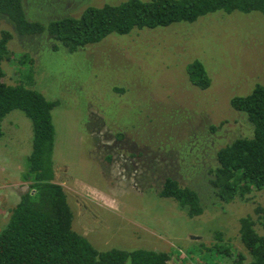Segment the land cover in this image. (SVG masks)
<instances>
[{"label": "rangeland", "instance_id": "374dc122", "mask_svg": "<svg viewBox=\"0 0 264 264\" xmlns=\"http://www.w3.org/2000/svg\"><path fill=\"white\" fill-rule=\"evenodd\" d=\"M124 1L22 0L28 19L41 22ZM2 29L15 34L0 15ZM52 44L44 36L15 34L1 67L5 84H25L59 101L51 113L54 182L66 195L73 231L100 251L154 250L165 253L168 264H235L239 255L249 264L239 221L264 206V191L225 203L208 171L218 149L252 135L230 100L264 86V16L216 12L192 24L112 34L73 54ZM194 61L210 80L204 90L187 75ZM31 125L19 110L2 122L0 232L28 190L23 176ZM166 177L198 193L200 215L158 196ZM214 245L232 256L208 252Z\"/></svg>", "mask_w": 264, "mask_h": 264}, {"label": "trees", "instance_id": "16d2710c", "mask_svg": "<svg viewBox=\"0 0 264 264\" xmlns=\"http://www.w3.org/2000/svg\"><path fill=\"white\" fill-rule=\"evenodd\" d=\"M216 12H258L264 16V0H126L117 5L90 6L78 18L49 22L29 20L22 0H0V15L10 22L16 35L44 36L52 41L54 51L63 48L69 54L100 43L112 34L124 36L136 30L192 24ZM15 34L9 29L0 30V138L5 117L19 110L31 121L32 146L23 176L29 182L28 190L0 232V264H168L167 255L154 250L100 251L73 231V214L66 195L54 182L55 128L51 113L59 101L47 100L31 86L4 82L1 62L9 56L8 45ZM187 75L199 89L209 87L210 80L199 61L188 65ZM230 107L244 115L253 129L250 137L235 139L214 154L209 183L225 203L253 191H264V86L256 85L248 95L233 97ZM158 196L174 200L191 216L202 213L198 193L172 177L160 184ZM253 215L240 219L239 237L249 248V264H264V236L255 228L258 225L264 230V206H256ZM214 249L224 257L233 253L220 245L207 251ZM242 261L239 255L235 264Z\"/></svg>", "mask_w": 264, "mask_h": 264}]
</instances>
